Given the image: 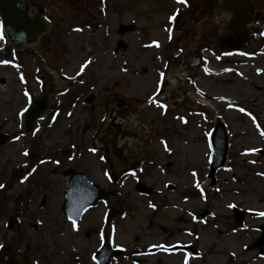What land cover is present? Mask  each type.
Returning <instances> with one entry per match:
<instances>
[{"label": "rangeland", "instance_id": "rangeland-1", "mask_svg": "<svg viewBox=\"0 0 264 264\" xmlns=\"http://www.w3.org/2000/svg\"><path fill=\"white\" fill-rule=\"evenodd\" d=\"M186 1L30 0L52 31L24 51H15L0 27V264H97L104 240L122 251L110 264H264L256 243L245 245L257 233L230 228L238 224L233 207L249 225H264L247 214L264 211V172L257 173L264 166L232 162L211 188L203 135L220 115L234 135L233 150L263 146L238 105L264 122V92L256 90L264 91V0H246L258 21L233 39L261 48L250 60L220 52L230 48L222 0H214L219 25L202 15L205 0ZM253 31L263 39H253ZM200 58L218 75H204ZM162 73L168 82L154 100ZM45 92L49 111L34 133H25L23 113ZM70 169L110 195L75 225L63 212ZM138 182L153 195L141 196ZM203 209L209 219L200 218ZM163 245H191L201 254L148 253Z\"/></svg>", "mask_w": 264, "mask_h": 264}, {"label": "water", "instance_id": "water-1", "mask_svg": "<svg viewBox=\"0 0 264 264\" xmlns=\"http://www.w3.org/2000/svg\"><path fill=\"white\" fill-rule=\"evenodd\" d=\"M222 7L232 15L227 30L228 34H238L245 25L252 21L247 6L241 0H224ZM30 12L29 0H0L2 29L13 47L19 51L38 44L40 38L51 30V26L45 17L40 14L31 16ZM50 104L51 100L48 94L33 101L31 108L25 115L26 132H33L36 120L44 116ZM215 133L216 137L222 138V146L220 148L217 145L215 146L216 157L209 175L211 178H214L215 173L222 166L227 151V134L224 125L219 123ZM66 175H71L72 179L67 188L64 211L70 219L78 221L86 210L94 206L99 200L106 199L107 194L81 173L69 171L66 172ZM137 188L143 194L151 193L143 185H138ZM169 189L174 190V187L170 185ZM186 250L189 252L194 251L193 248H186ZM120 254V251L111 249L106 242L97 253L96 261L99 264H109L113 257Z\"/></svg>", "mask_w": 264, "mask_h": 264}, {"label": "flooded vegetation", "instance_id": "flooded-vegetation-1", "mask_svg": "<svg viewBox=\"0 0 264 264\" xmlns=\"http://www.w3.org/2000/svg\"><path fill=\"white\" fill-rule=\"evenodd\" d=\"M249 6H250V4H249ZM251 11L253 12L254 19L256 21V17H257L256 16V11H255V9H253V10L251 9ZM250 33H255V32H250ZM233 39L234 38H231V39L228 40V44H229L230 48H228V47L222 48L223 52L230 51L231 54H237V55H241V54L251 55L252 54L251 49H248V47L244 46V44L247 43V42H242L241 37H239V39H237V41H233ZM248 46H249V44H248ZM260 50H261L260 47L256 48L255 49V53L259 52ZM255 53H253V54H255ZM259 56H260V53L257 55V57H259ZM257 57H256V59H257ZM198 64H199V67L204 72H208L206 70V67L208 66V61H204L203 62L202 60H199ZM234 65L235 66H242V68H250L251 63H248V62H244V63L234 62ZM256 90L259 93H263L264 92L261 87H256ZM250 115H251V113L249 112V118L251 119ZM213 121L214 120H212V122ZM212 129H213V127L211 128V130ZM262 137L264 138V135ZM232 147H233V144H231V141H230L228 157H227L228 158V164H230L232 162L241 161V164L244 165V167H248V166H250V167L251 166L261 167V166H264V140H263V146H260V147L249 146V147H246L244 149H239L238 151L237 150H233ZM210 155H211V153H210ZM263 172L264 171H258L257 173L258 174L260 173V174L263 175ZM254 214H257V213H250L249 216L250 217L251 216L252 217H257ZM244 218H245V215H243V220L242 221H239L237 219V223L238 224L233 226V227H230V228H232V232L237 230V231L246 233V235H248L249 237H251V233L252 232L257 233V237H255V239H252V238L249 239L248 238L249 242L245 243V245L249 246V248H248V250H249L253 246V244L256 243V247L259 249L257 255H258L259 258L263 259L264 256L261 255V253H260L259 240H260V238L262 236V232L264 230V225L255 226V227L251 226V225H249V223L246 220H244Z\"/></svg>", "mask_w": 264, "mask_h": 264}, {"label": "snow or ice", "instance_id": "snow-or-ice-1", "mask_svg": "<svg viewBox=\"0 0 264 264\" xmlns=\"http://www.w3.org/2000/svg\"><path fill=\"white\" fill-rule=\"evenodd\" d=\"M178 2L179 3H186V0H178ZM173 19H175V18L173 17ZM77 31H79V29H77ZM157 46H159V45H157ZM240 110L244 111L243 109H240ZM261 135H264V132H262ZM24 155H28V153L25 152ZM41 163H43V161ZM133 175H135V174L133 173ZM193 175H195V174H193ZM2 187H3V185H0V188H2ZM197 187H199V185H197ZM230 207H231V205H230ZM260 215L264 216V212L260 213ZM73 224L75 225V221H73Z\"/></svg>", "mask_w": 264, "mask_h": 264}, {"label": "bare ground", "instance_id": "bare-ground-1", "mask_svg": "<svg viewBox=\"0 0 264 264\" xmlns=\"http://www.w3.org/2000/svg\"><path fill=\"white\" fill-rule=\"evenodd\" d=\"M86 52V49H85V47L83 46V47H81V49H80V53H81V55H83L84 53ZM13 151V150H12ZM55 205V204H54ZM41 222H42V224H43V219L41 220ZM234 244H236L235 245V248L237 249V242H235Z\"/></svg>", "mask_w": 264, "mask_h": 264}, {"label": "trees", "instance_id": "trees-1", "mask_svg": "<svg viewBox=\"0 0 264 264\" xmlns=\"http://www.w3.org/2000/svg\"><path fill=\"white\" fill-rule=\"evenodd\" d=\"M211 9H212L211 7H210V8H209V7H207V8L204 7V10H205V11H204V15H210V13H211Z\"/></svg>", "mask_w": 264, "mask_h": 264}]
</instances>
